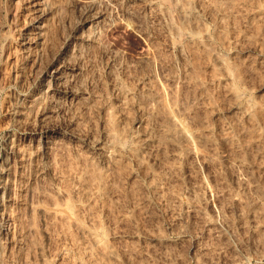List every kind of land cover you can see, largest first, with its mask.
Instances as JSON below:
<instances>
[{
	"label": "rangeland",
	"instance_id": "obj_1",
	"mask_svg": "<svg viewBox=\"0 0 264 264\" xmlns=\"http://www.w3.org/2000/svg\"><path fill=\"white\" fill-rule=\"evenodd\" d=\"M0 264H264V0H0Z\"/></svg>",
	"mask_w": 264,
	"mask_h": 264
}]
</instances>
